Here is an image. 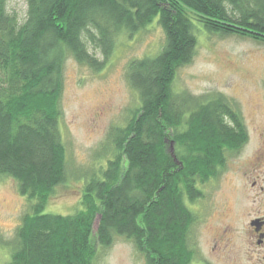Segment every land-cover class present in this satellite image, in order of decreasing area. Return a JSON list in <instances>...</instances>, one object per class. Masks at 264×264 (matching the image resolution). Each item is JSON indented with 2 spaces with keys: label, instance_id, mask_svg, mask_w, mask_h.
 Instances as JSON below:
<instances>
[{
  "label": "trees",
  "instance_id": "trees-1",
  "mask_svg": "<svg viewBox=\"0 0 264 264\" xmlns=\"http://www.w3.org/2000/svg\"><path fill=\"white\" fill-rule=\"evenodd\" d=\"M26 2L21 22L0 0V176L14 179L29 202L4 264H95L116 236L131 240L146 264H196L191 234L200 215L190 204L205 198L201 186L225 170L249 133L222 93L176 91L175 79L195 57L199 30L264 43V0ZM154 20L165 41L127 65L140 105L109 131L103 149L113 156L85 176L76 212H45L68 178L66 61L100 71L120 38Z\"/></svg>",
  "mask_w": 264,
  "mask_h": 264
},
{
  "label": "rangeland",
  "instance_id": "rangeland-1",
  "mask_svg": "<svg viewBox=\"0 0 264 264\" xmlns=\"http://www.w3.org/2000/svg\"><path fill=\"white\" fill-rule=\"evenodd\" d=\"M8 9L25 20L26 0H8ZM164 41L165 32L154 20L132 38H120L100 71L72 57L66 61L61 130L68 178L56 188L45 212L71 214L80 207L85 176L113 156L103 149L109 131L126 125L140 105L127 80L129 61L155 55ZM174 86L195 96L222 93L237 106L249 133L246 145L228 155L225 170L201 186L205 198L190 204L200 215L191 234L196 264H264V251L256 247L250 226L255 216L264 214L262 175L254 168L264 158V43L199 30L195 57L179 69ZM28 204L16 181L0 176V264L10 257L11 242ZM95 264L146 261L131 240L116 236L110 247L100 248Z\"/></svg>",
  "mask_w": 264,
  "mask_h": 264
},
{
  "label": "flooded vegetation",
  "instance_id": "flooded-vegetation-1",
  "mask_svg": "<svg viewBox=\"0 0 264 264\" xmlns=\"http://www.w3.org/2000/svg\"><path fill=\"white\" fill-rule=\"evenodd\" d=\"M263 160L261 165H257L254 168L258 169V171H260L258 173V175H262V177H260L263 180V184L261 186H259L261 188V191H264V158H261ZM254 185L259 184V181H255L253 182ZM256 219H260V223H262L261 229L258 230L255 226L251 225V222L253 220ZM250 222V226H251V232L253 233V235L255 236V241L254 243L256 244V247L258 249H261V251H264V214L263 215H258L255 216ZM216 247V245H215ZM216 249V248H215Z\"/></svg>",
  "mask_w": 264,
  "mask_h": 264
},
{
  "label": "water",
  "instance_id": "water-1",
  "mask_svg": "<svg viewBox=\"0 0 264 264\" xmlns=\"http://www.w3.org/2000/svg\"><path fill=\"white\" fill-rule=\"evenodd\" d=\"M172 150H173V147H172ZM251 225L255 226L258 230H260L262 223H260V219H256L251 222Z\"/></svg>",
  "mask_w": 264,
  "mask_h": 264
}]
</instances>
